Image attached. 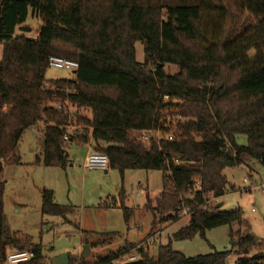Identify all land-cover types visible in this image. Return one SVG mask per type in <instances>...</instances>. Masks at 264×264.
<instances>
[{"label": "trees", "instance_id": "obj_1", "mask_svg": "<svg viewBox=\"0 0 264 264\" xmlns=\"http://www.w3.org/2000/svg\"><path fill=\"white\" fill-rule=\"evenodd\" d=\"M30 17L41 21L35 37L21 31ZM0 45V264L8 249L34 253L19 264H46L43 247L4 218L3 168L21 164L18 143L37 125L35 164L64 168L66 141L90 143L121 174L161 171V189L144 191L152 223H176L182 209L189 215L154 256L136 248L130 261L136 244L127 243L80 264H226L231 249L236 264H264V238H254L242 210L209 203L228 191L225 168L244 157L264 167V0H0ZM51 56L78 63L71 79L46 80ZM40 210L65 218L72 209L42 189ZM225 225L229 250L186 256L173 247Z\"/></svg>", "mask_w": 264, "mask_h": 264}, {"label": "rangeland", "instance_id": "obj_2", "mask_svg": "<svg viewBox=\"0 0 264 264\" xmlns=\"http://www.w3.org/2000/svg\"><path fill=\"white\" fill-rule=\"evenodd\" d=\"M41 21L28 18L21 30L26 36L35 37ZM22 29V28H20ZM2 47L0 45V56ZM254 50L249 52L253 57ZM135 57L143 62V45L135 42ZM164 70L175 73L174 64H166ZM73 77V71L49 66L46 80ZM74 111L75 107L69 106ZM82 112V110H80ZM74 129L68 127L71 134ZM237 143L244 145L246 138L237 137ZM42 125L28 128L18 143L20 165L3 168L4 218L12 231L31 237L34 244L43 247L45 263L61 254L69 253V264H80L81 260L93 262L97 255H106L122 249L127 243L139 244L147 238L153 243L146 248L155 255L159 245L166 244L172 234L186 225L188 214H181L176 223H152L150 214L143 210L146 188L159 190L162 173L158 170H125L92 168L85 170L83 163L89 152L88 145L66 141L68 162L64 168L46 167L35 164L42 154ZM229 181L228 191L209 203H217L221 210L241 209L248 221L251 233L264 238V167L254 158L244 157L236 167L223 171ZM53 191L55 202L71 207L65 218L41 214V190ZM130 210L127 220L120 207V198ZM88 243V244H87ZM88 245L89 253L82 256L83 246ZM173 247L186 256L208 254L230 249L229 227L220 226L205 232L204 237L194 236L190 240L173 241ZM132 255H136L135 252ZM237 255L233 250L226 264H236Z\"/></svg>", "mask_w": 264, "mask_h": 264}, {"label": "built area", "instance_id": "obj_3", "mask_svg": "<svg viewBox=\"0 0 264 264\" xmlns=\"http://www.w3.org/2000/svg\"><path fill=\"white\" fill-rule=\"evenodd\" d=\"M48 66H52L55 68L66 69L74 71L78 67V63L71 59L61 58L57 56H51L48 59ZM68 103L65 101L63 104L59 103L56 105L58 110H65ZM69 109V108H68ZM70 110V109H69ZM67 135L64 136V139H67ZM141 139L145 142L148 141V137L145 133L141 134ZM171 140V136L168 137ZM90 146L91 144L88 143ZM108 167V157L104 153L95 152L92 149L88 152L87 156L85 157L83 168L85 170H89L92 168H98L105 170ZM186 209H182L180 214H186ZM153 243L152 239L147 238L144 241L140 242L135 246L133 252L136 251V248H144L146 249L148 245ZM34 256V253L31 250H15V249H8L6 251V261L5 264H19L29 261ZM136 256L131 255L128 257V260L132 261L135 260Z\"/></svg>", "mask_w": 264, "mask_h": 264}, {"label": "water", "instance_id": "obj_4", "mask_svg": "<svg viewBox=\"0 0 264 264\" xmlns=\"http://www.w3.org/2000/svg\"><path fill=\"white\" fill-rule=\"evenodd\" d=\"M73 73H75V70L73 71ZM220 205H217V208H219ZM254 236V238L257 240L258 237H256L254 234H252ZM89 253V247L88 245H84L83 246V252H82V256L86 257ZM69 253L65 252V253H61L57 256H55L52 261L51 264H69Z\"/></svg>", "mask_w": 264, "mask_h": 264}, {"label": "crops", "instance_id": "obj_5", "mask_svg": "<svg viewBox=\"0 0 264 264\" xmlns=\"http://www.w3.org/2000/svg\"><path fill=\"white\" fill-rule=\"evenodd\" d=\"M67 132H68V130H67ZM69 133V132H68ZM71 141V140H70ZM88 145V150L90 151L91 150V146L89 145V144H87ZM68 160H69V158H68Z\"/></svg>", "mask_w": 264, "mask_h": 264}]
</instances>
